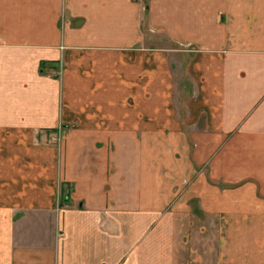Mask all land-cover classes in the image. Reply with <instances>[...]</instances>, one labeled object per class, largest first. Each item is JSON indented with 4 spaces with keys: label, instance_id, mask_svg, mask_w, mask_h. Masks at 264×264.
<instances>
[{
    "label": "crops",
    "instance_id": "crops-1",
    "mask_svg": "<svg viewBox=\"0 0 264 264\" xmlns=\"http://www.w3.org/2000/svg\"><path fill=\"white\" fill-rule=\"evenodd\" d=\"M0 264H264V0H0Z\"/></svg>",
    "mask_w": 264,
    "mask_h": 264
},
{
    "label": "rangeland",
    "instance_id": "rangeland-1",
    "mask_svg": "<svg viewBox=\"0 0 264 264\" xmlns=\"http://www.w3.org/2000/svg\"><path fill=\"white\" fill-rule=\"evenodd\" d=\"M144 1V0H143ZM146 1V0H145ZM145 3H147V2H145ZM201 105V100H200V98L199 97H197V96H195V100H194V107H196V106H200ZM182 110H183V108H182ZM181 118H183V119H185V112H183L182 113V117ZM63 128L62 127H59L58 129H57V132H58V134H56V136L53 138V141H55V142H57V143H59L60 142V140L64 137V132H63ZM51 141H52V138L50 139ZM221 186V185H220ZM69 194V193H68ZM62 199V201H63V199L64 200H68V197H66V194H65V192L64 191H62V195H60V200ZM67 203H69V202H67ZM199 201L197 200V199H195L194 201H192V203H191V205L193 206V209H195V211H196V213H198V211H199ZM196 225H198V227H199V225H200V223L199 224H197L196 223Z\"/></svg>",
    "mask_w": 264,
    "mask_h": 264
},
{
    "label": "trees",
    "instance_id": "trees-1",
    "mask_svg": "<svg viewBox=\"0 0 264 264\" xmlns=\"http://www.w3.org/2000/svg\"><path fill=\"white\" fill-rule=\"evenodd\" d=\"M45 65H46V64H44V65L42 66V69H43V70H45V68H46ZM69 196H70V194H67V195H66V197H69Z\"/></svg>",
    "mask_w": 264,
    "mask_h": 264
}]
</instances>
